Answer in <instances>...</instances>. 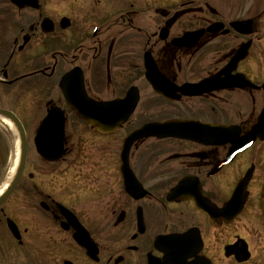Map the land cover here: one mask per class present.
<instances>
[{
  "label": "flooded vegetation",
  "instance_id": "af4514ba",
  "mask_svg": "<svg viewBox=\"0 0 264 264\" xmlns=\"http://www.w3.org/2000/svg\"><path fill=\"white\" fill-rule=\"evenodd\" d=\"M259 50L264 0H0V110L28 144L25 206L0 207L11 264H264V139L234 149L217 131L258 125ZM66 77L97 103L132 95L133 112L100 131L68 105ZM52 111L55 160L35 143ZM175 121L190 134L122 158L132 133Z\"/></svg>",
  "mask_w": 264,
  "mask_h": 264
},
{
  "label": "water",
  "instance_id": "95a60500",
  "mask_svg": "<svg viewBox=\"0 0 264 264\" xmlns=\"http://www.w3.org/2000/svg\"><path fill=\"white\" fill-rule=\"evenodd\" d=\"M68 78L69 77H66L65 82L61 84V90L68 105L80 114L82 119L88 121V123L93 126L98 127L100 131L106 132L117 127L120 123L125 122L133 112L136 102L134 99L131 100L132 95H129L123 102L116 101L113 103H97L87 98L82 85H69L68 81L70 79ZM117 111H121L122 115H117ZM53 112H51L47 118L43 120L35 140L38 154L43 158L51 160L58 159L61 155L64 129V119L62 118V114L55 115ZM111 113L113 114L110 115ZM0 116L10 120L14 124L20 138L19 164L12 182L2 196H0L1 206L14 192L23 175L27 158V139L20 120L14 114L0 110ZM191 125L192 122L180 121L165 124H147L132 133L125 140V148L122 158L127 159V154L133 143L136 141L152 136L159 138H165L168 136L185 137L190 134L185 128ZM195 125L199 124L195 123ZM50 127H53V129L54 127L57 128L48 133L46 130ZM58 127L60 128L59 132ZM176 128L177 130H175ZM217 131L225 132L226 142L232 143L234 145V149L237 148V146H242L244 148L249 144L254 143L257 139H264V112L259 119L258 125L251 132L241 138L238 134L229 135L227 129L221 130L220 128L217 129ZM53 153H55V155L51 156ZM8 225L11 231L17 230V227L12 220H8Z\"/></svg>",
  "mask_w": 264,
  "mask_h": 264
},
{
  "label": "rangeland",
  "instance_id": "374dc122",
  "mask_svg": "<svg viewBox=\"0 0 264 264\" xmlns=\"http://www.w3.org/2000/svg\"><path fill=\"white\" fill-rule=\"evenodd\" d=\"M261 61L264 59V53L261 54V51H258ZM260 63H264V60ZM1 97V94H0ZM23 123L25 122L24 119L21 118ZM32 138L33 136L30 135ZM14 138L11 132H9L6 128H4L0 124V186L3 184L8 170L10 168L12 154L14 149ZM32 155V153H30ZM27 182L26 176L23 177L21 185L17 191L13 193V195L2 205L6 211L18 206H25V203L22 202V198H24L23 191L25 189V183ZM14 259V254L11 251L10 245L0 240V264H11V261Z\"/></svg>",
  "mask_w": 264,
  "mask_h": 264
},
{
  "label": "bare ground",
  "instance_id": "6f19581e",
  "mask_svg": "<svg viewBox=\"0 0 264 264\" xmlns=\"http://www.w3.org/2000/svg\"><path fill=\"white\" fill-rule=\"evenodd\" d=\"M0 124L7 128L9 132L12 133L14 138V149L12 154V160L10 164V168L8 170L7 176L3 182V184L0 186V196L6 191V189L9 187L10 183L12 182L16 170L19 164L20 160V140L17 133V130L15 129L14 125L6 118H3L0 116Z\"/></svg>",
  "mask_w": 264,
  "mask_h": 264
}]
</instances>
